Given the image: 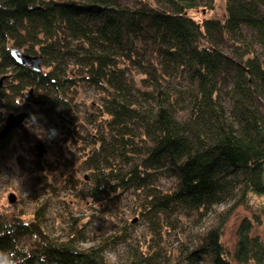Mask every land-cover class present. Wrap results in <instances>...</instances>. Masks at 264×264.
<instances>
[{"label":"trees","instance_id":"1","mask_svg":"<svg viewBox=\"0 0 264 264\" xmlns=\"http://www.w3.org/2000/svg\"><path fill=\"white\" fill-rule=\"evenodd\" d=\"M123 1L0 0V110L28 109L23 134L36 113L63 132L88 172L82 191L95 201L131 191L152 236L132 244L121 228L79 248L87 234L76 222L64 239L45 234L41 202L27 220L0 214V264H111L104 252L117 239L124 264H156L166 221L211 214L186 264H264L254 232L264 197L250 201L264 196V0H223L222 20L202 22L192 11L215 0ZM225 34L239 54L220 49ZM18 51L40 57L39 70L20 64ZM81 88L96 92L87 123ZM240 206L249 214L231 250L223 233Z\"/></svg>","mask_w":264,"mask_h":264},{"label":"rangeland","instance_id":"2","mask_svg":"<svg viewBox=\"0 0 264 264\" xmlns=\"http://www.w3.org/2000/svg\"><path fill=\"white\" fill-rule=\"evenodd\" d=\"M132 1L124 0L123 3ZM223 3V0H215L212 9L199 5L192 15L201 22L207 18L222 20L225 16ZM223 41L220 49L225 53L233 55L236 51L239 54L242 50L239 43L226 34ZM80 98L83 101L80 116L87 123L90 113H93L92 106L97 101L96 92L81 88ZM36 114L37 117L27 124L28 130L24 134L16 127L0 141V214L7 219L19 217L27 220L31 218L35 207L45 202L47 209L43 230L48 237L64 239L67 232L73 230V222H76L87 234L84 240L77 243L79 248L90 246L119 232L121 228H124L132 244L139 242L145 246L152 236V227L137 214V196L126 191L118 197L95 201L86 195L82 188L89 180L88 172L79 161L72 158L70 141L66 140L63 132H54L47 120ZM6 115L0 110V128ZM88 129L83 131L84 134ZM38 141L42 142L45 149L41 157L36 154L35 145ZM160 184L166 187L172 181L162 178ZM10 196L12 202H9ZM263 197L253 195L250 201L260 202ZM215 208L218 211L222 207ZM247 209L246 206L238 207L225 226L223 241L231 250L235 243V226L244 214H249ZM211 221L212 214L202 223L187 219L175 220L174 224L166 221L162 228L161 255L156 264H186L183 259L186 247L192 245L194 235L206 230L212 224ZM254 232L264 237V222L255 225ZM29 243V236L21 237V246ZM126 250L124 242L117 239L114 244L108 245L104 256L111 264H124Z\"/></svg>","mask_w":264,"mask_h":264},{"label":"water","instance_id":"3","mask_svg":"<svg viewBox=\"0 0 264 264\" xmlns=\"http://www.w3.org/2000/svg\"><path fill=\"white\" fill-rule=\"evenodd\" d=\"M18 62L20 64H26L31 66L33 69L35 70H39L40 68V57L38 56H29L26 54H23L22 52L18 51ZM3 79L4 76L0 77V88L3 85ZM27 96H32V90L30 89L27 93ZM35 102H39L36 100H33ZM29 115V112L27 110H22V111H18V112H9L6 115L4 124L2 126V128H0V141L3 140L4 138H6L9 133L16 127L20 126L21 124H23L24 120L26 119V117ZM35 148L37 150V155L39 157H41L43 155V153L45 152L44 146L42 144L41 141H38V143L35 145ZM13 198L10 196L9 197V202H12Z\"/></svg>","mask_w":264,"mask_h":264},{"label":"bare ground","instance_id":"4","mask_svg":"<svg viewBox=\"0 0 264 264\" xmlns=\"http://www.w3.org/2000/svg\"><path fill=\"white\" fill-rule=\"evenodd\" d=\"M37 152V151H36ZM37 154V153H36ZM38 156V155H37Z\"/></svg>","mask_w":264,"mask_h":264},{"label":"crops","instance_id":"5","mask_svg":"<svg viewBox=\"0 0 264 264\" xmlns=\"http://www.w3.org/2000/svg\"><path fill=\"white\" fill-rule=\"evenodd\" d=\"M263 239H264V237H263Z\"/></svg>","mask_w":264,"mask_h":264}]
</instances>
